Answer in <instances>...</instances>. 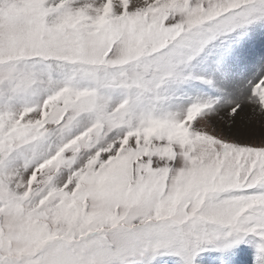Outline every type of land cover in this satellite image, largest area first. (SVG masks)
<instances>
[{
  "label": "snow or ice",
  "instance_id": "snow-or-ice-1",
  "mask_svg": "<svg viewBox=\"0 0 264 264\" xmlns=\"http://www.w3.org/2000/svg\"><path fill=\"white\" fill-rule=\"evenodd\" d=\"M245 251L264 264V0H0V264Z\"/></svg>",
  "mask_w": 264,
  "mask_h": 264
},
{
  "label": "rangeland",
  "instance_id": "rangeland-1",
  "mask_svg": "<svg viewBox=\"0 0 264 264\" xmlns=\"http://www.w3.org/2000/svg\"><path fill=\"white\" fill-rule=\"evenodd\" d=\"M243 254V260H241V255ZM208 264H214L215 254H205ZM240 256V259H239ZM235 264H251V255L249 252H240L235 258Z\"/></svg>",
  "mask_w": 264,
  "mask_h": 264
},
{
  "label": "bare ground",
  "instance_id": "bare-ground-1",
  "mask_svg": "<svg viewBox=\"0 0 264 264\" xmlns=\"http://www.w3.org/2000/svg\"><path fill=\"white\" fill-rule=\"evenodd\" d=\"M261 49H262V46L259 44V42L257 43V47H256V53H257V56H259L260 52H261ZM241 260H243V254L241 255ZM239 259H240V256H239Z\"/></svg>",
  "mask_w": 264,
  "mask_h": 264
}]
</instances>
